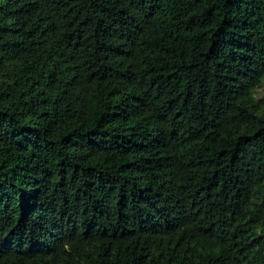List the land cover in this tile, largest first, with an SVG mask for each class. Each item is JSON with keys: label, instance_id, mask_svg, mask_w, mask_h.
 Masks as SVG:
<instances>
[{"label": "trees", "instance_id": "trees-1", "mask_svg": "<svg viewBox=\"0 0 264 264\" xmlns=\"http://www.w3.org/2000/svg\"><path fill=\"white\" fill-rule=\"evenodd\" d=\"M0 264H264V0H0Z\"/></svg>", "mask_w": 264, "mask_h": 264}]
</instances>
